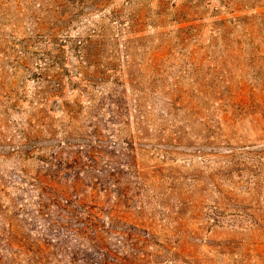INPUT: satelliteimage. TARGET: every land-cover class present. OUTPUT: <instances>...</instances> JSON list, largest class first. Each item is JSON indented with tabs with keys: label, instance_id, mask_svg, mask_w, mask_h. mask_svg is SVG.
<instances>
[{
	"label": "rangeland",
	"instance_id": "rangeland-1",
	"mask_svg": "<svg viewBox=\"0 0 264 264\" xmlns=\"http://www.w3.org/2000/svg\"><path fill=\"white\" fill-rule=\"evenodd\" d=\"M0 264H264V0H0Z\"/></svg>",
	"mask_w": 264,
	"mask_h": 264
},
{
	"label": "trees",
	"instance_id": "trees-1",
	"mask_svg": "<svg viewBox=\"0 0 264 264\" xmlns=\"http://www.w3.org/2000/svg\"><path fill=\"white\" fill-rule=\"evenodd\" d=\"M52 57H54V55ZM173 102H175V100L171 101L172 106H175V104ZM74 112H75V110H73V113ZM164 117H165V115H164ZM65 142H69V141L66 140ZM75 144H77L78 147L82 150L88 143H86L85 141H80V142L75 143ZM78 164H79V160H78V157L77 156H75L73 160H69L68 159L67 161L63 162V167H66V169L69 170V172L66 173L67 176H68V181L72 182L74 180V178H73V176H74V170H75V166H77Z\"/></svg>",
	"mask_w": 264,
	"mask_h": 264
}]
</instances>
